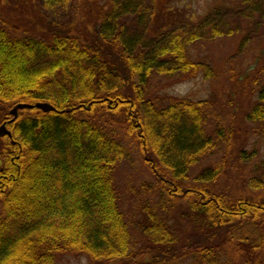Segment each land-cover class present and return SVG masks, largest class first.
<instances>
[{"label": "trees", "instance_id": "obj_1", "mask_svg": "<svg viewBox=\"0 0 264 264\" xmlns=\"http://www.w3.org/2000/svg\"><path fill=\"white\" fill-rule=\"evenodd\" d=\"M90 1L94 9L104 7L87 23L66 20L29 35L0 22V124L13 118L10 111L19 102L55 107L19 110L8 123L12 138L0 136V264H56L66 253L86 255V264H264V200L251 193L264 187V177L251 178L235 196L216 185L223 163L191 181V167L215 147L205 128L213 102L171 97L161 105L152 99L153 75L169 78L167 85L200 74L215 78L217 69L194 59L190 46L225 32L208 15L187 14L185 0H145L147 8L139 0ZM27 2L38 7L42 0H15V6ZM144 10L152 20L145 33L149 43L126 29L127 17ZM180 11L179 20L171 16ZM184 23L194 31L184 35L179 31ZM228 76L230 85L222 93L230 108L238 107L244 88L257 91L251 107L241 102L242 114L259 124L264 136V46L253 66L231 69ZM122 107L160 194L172 206L187 202L197 240H180L164 215L165 203L160 211L147 202L148 242L133 251L114 184L116 165L128 153L110 124ZM93 113L97 121L91 120ZM217 133L223 138L222 129Z\"/></svg>", "mask_w": 264, "mask_h": 264}, {"label": "rangeland", "instance_id": "obj_2", "mask_svg": "<svg viewBox=\"0 0 264 264\" xmlns=\"http://www.w3.org/2000/svg\"><path fill=\"white\" fill-rule=\"evenodd\" d=\"M139 1L143 8H147L148 3L145 0ZM92 2L90 0H71L66 3L65 0H42L41 6L38 7L27 2L23 7L17 8L15 0H5L2 13L0 12V22L9 23L15 34H22L27 30L25 32L29 35L34 31H45L52 24L67 23L66 20L77 22V19L82 18L81 21L87 23L89 17L92 19L98 17L104 7L94 9ZM104 2H99V6H102ZM185 2L189 5V8L184 10L187 14L194 12L195 15H208L213 23L225 32V35L220 38L201 40L190 46L193 58L209 63L210 66L217 69L218 75L213 79H205L200 74L195 78L169 85H167L171 81L169 78L164 79L161 75H153L151 78L152 99L156 98V101L158 99L157 103H161V105L167 104L164 98L171 97H188L193 100L211 99L213 106L206 109L208 120L205 122V128L215 137V147L191 167L189 176L192 181L204 169L217 163H223L224 174L216 181V185L222 192L235 196L248 187L251 178L264 177V136L260 125L246 121L242 114L241 102L251 107L257 99V91L253 92V86L250 88L253 89L252 91L247 87L238 95L237 108L229 107V103H227L229 96H224L227 93L226 91L222 93V89L228 88L230 85L228 76L230 70L246 71L248 67L254 65L255 56L264 46V0H252L251 2L249 0H185ZM253 2L258 4L256 5L258 9H253ZM180 6L183 9V5ZM184 11L171 14V16H176L179 20ZM38 17L39 20L43 18L49 24L46 25L43 20L42 23L41 21L39 23ZM129 19L130 21L126 25L128 33L131 36L135 33L142 34V40L149 43L148 41L151 40L145 39V33L152 20L147 10L139 14L133 12L127 17V20ZM79 25L82 26V23ZM154 25L158 28L156 24ZM88 28L93 29L91 24H88ZM237 28H241L240 33L235 35L229 33ZM194 29L195 27L191 24L184 23L179 31L186 35V32L190 34ZM207 32V30L204 31V33ZM245 35L249 40L245 41L246 44L243 47H239L238 45L242 39L244 40ZM215 90L220 91V94ZM215 93L216 95H214ZM126 114V109L122 107V111L117 115H111L113 122L110 124H114L113 129L128 152L127 156L116 165L114 184L118 193L119 206L129 224L133 251L139 250L145 242H148L143 232V226L146 223V214L143 209L147 202L160 211L163 210V207L159 204L165 203L167 211L164 212V215L166 218L168 216V224L180 240L187 237L196 239L193 235L194 226L187 214L189 213L187 202L184 200L175 201L172 206L169 200L164 198V194L163 196L160 194L162 191L158 186L156 176L152 173L150 165L146 163L145 156L139 149L137 138L128 130L129 119ZM2 115L1 113L0 118ZM89 116L91 120L97 121V113ZM98 122L105 124L104 119H98ZM220 129L224 132L223 138L217 136V131ZM2 144L0 141V147ZM251 193L264 200V187L252 188ZM1 210L0 207V212ZM86 263H88L86 255L69 253L62 254L56 262V264Z\"/></svg>", "mask_w": 264, "mask_h": 264}, {"label": "water", "instance_id": "obj_3", "mask_svg": "<svg viewBox=\"0 0 264 264\" xmlns=\"http://www.w3.org/2000/svg\"><path fill=\"white\" fill-rule=\"evenodd\" d=\"M33 107L39 108L43 111L55 110V107L49 102H37L35 104L19 102L10 111V114L13 115V118H11L10 120L4 121L0 125V136L1 137L9 136L12 138V131L8 128V123H12L17 119L19 115V110H22L25 108H33ZM12 143L15 144L16 141L12 140Z\"/></svg>", "mask_w": 264, "mask_h": 264}]
</instances>
